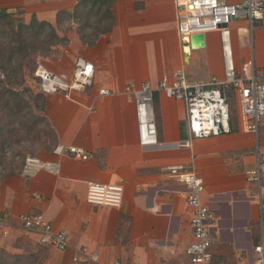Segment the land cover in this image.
<instances>
[{
	"label": "crops",
	"instance_id": "obj_1",
	"mask_svg": "<svg viewBox=\"0 0 264 264\" xmlns=\"http://www.w3.org/2000/svg\"><path fill=\"white\" fill-rule=\"evenodd\" d=\"M16 8L22 9L24 20L33 15L66 37L60 61L46 65L54 74L69 80L77 56L92 65L91 86L72 90L67 97L62 92L45 94L42 111L55 145L81 146L89 157L74 160L45 153L42 158L59 162V175L40 171L29 179L11 172L3 176L0 214L7 224L0 227V243L17 252L37 242V235L21 229L16 217L41 214L51 228L67 232V247H48L46 264H72L71 256L81 246L98 256L96 263L86 264H112L116 259L121 264H192L185 254L191 210L182 186L164 170L184 165L203 178L200 201L213 216L210 264H251L260 228L255 187L245 175L254 167L256 149L264 157V127L260 137L238 129L189 139L182 102L154 92L157 145L141 147L133 105L123 92L128 82L155 85L175 69L194 80L215 75L216 59L220 65L216 33H205L204 47L189 51L184 60L172 0H0V9ZM60 11L74 14L58 17ZM105 26L109 29L92 45L82 42L77 32H99ZM242 37L240 46L235 41L236 58L263 69L264 18L255 22L248 39ZM98 88L110 93L99 96ZM87 181L121 183L120 206L86 203Z\"/></svg>",
	"mask_w": 264,
	"mask_h": 264
},
{
	"label": "built area",
	"instance_id": "obj_2",
	"mask_svg": "<svg viewBox=\"0 0 264 264\" xmlns=\"http://www.w3.org/2000/svg\"><path fill=\"white\" fill-rule=\"evenodd\" d=\"M172 2L175 8V30L182 45L189 46V36L192 34L201 33L204 37L205 33H216L223 77L219 80L215 75H210L205 80H188L184 70L175 69L162 74L155 85L148 81H142L137 85L126 83L123 92L133 105L138 144L141 147L157 145L152 108L154 92L182 102L185 129L189 139L229 133L225 85H231L233 89L239 129L256 137L258 126H264V68L258 69L252 61L249 62V75L245 78L236 70L228 23L233 19H244L250 33L253 22L264 18V0H172ZM192 50L194 49L189 51ZM33 74L39 79L40 90L43 93L62 92L67 97L68 92L72 90H83L92 85L93 68L91 63L77 56L72 60L71 77L67 81L40 64L36 66ZM109 93L106 88L97 89L99 96ZM51 153L68 156L74 160H85L89 157V152L85 148L71 144L55 145ZM164 170L182 186L184 201L191 210L189 218L191 241L185 248V254L192 264H210V221L213 220V216L208 206L200 201L204 186L203 178L184 165H167ZM40 171L57 176L60 172L59 162L35 155H25L18 174L23 179H29ZM245 180L255 187L260 228V240L251 248V264H264V157L257 149L254 167L246 171ZM123 192L121 183L87 181L84 200L94 206L117 208L122 203ZM16 220L21 229L37 235L39 244L59 251L67 247L66 230L51 228L41 214L20 213ZM6 224L5 217L0 214V227H5ZM97 260V254L88 251L85 246H81L71 256L72 264L96 263ZM112 264L121 263L116 259Z\"/></svg>",
	"mask_w": 264,
	"mask_h": 264
},
{
	"label": "trees",
	"instance_id": "obj_3",
	"mask_svg": "<svg viewBox=\"0 0 264 264\" xmlns=\"http://www.w3.org/2000/svg\"><path fill=\"white\" fill-rule=\"evenodd\" d=\"M70 14L60 11L58 17L63 15L68 18ZM14 16H19L21 21L13 23ZM4 27L6 31L2 29ZM43 27L51 30L49 38L66 41V38L57 35L55 27L47 21L38 20L31 15L25 23L22 9L16 8L13 12L0 9V33H2L0 38L3 35L10 36L7 45L0 44V68L4 71L3 76H0V180L9 172L18 174L23 157L26 155L20 147L12 149L11 145H19L22 140L33 137L34 140L43 138L40 140V147L47 153H51L55 146L54 131L42 113L45 93L40 90L39 79L34 76L33 68L27 71L26 79L21 64L9 66L14 55L21 50L20 46L17 48L16 45L24 39L26 42L24 47H26L27 37L39 40ZM108 29L109 26H105L99 32L83 33L81 28H78L77 32L82 42L92 45L100 32ZM12 45L15 47H11ZM224 90L228 103L230 132H233L236 130V125L230 117V110H233L234 93L231 85H225ZM30 142V144L34 143V141ZM30 155L38 156L33 153ZM47 247L32 242L25 244L21 251L15 253H9L0 247V264H41L46 256Z\"/></svg>",
	"mask_w": 264,
	"mask_h": 264
},
{
	"label": "rangeland",
	"instance_id": "obj_4",
	"mask_svg": "<svg viewBox=\"0 0 264 264\" xmlns=\"http://www.w3.org/2000/svg\"><path fill=\"white\" fill-rule=\"evenodd\" d=\"M243 20L244 19H233V20H231L228 23V28L231 31L232 57H233V61L235 63L236 70L245 78L249 75V68H248L249 61H247V60L245 61L244 59H242V56L240 59H237L236 55H235V46H236L235 41H236V43L238 42V44L240 46L241 45V41H240L241 37L243 35H245L243 37H245V39L246 38L248 39V36H249L248 24L245 20L244 21ZM17 21H21V18L19 16H14L13 23H16ZM24 22L27 23L28 20H24ZM255 22H253V29H255ZM6 26L8 29V25H6ZM2 29H4V31L7 30L6 27H4ZM50 32H51V30L49 28L43 27L39 40H34V39L26 36L27 37V46L26 47H24L26 45V42L24 41V39H22V41L18 45H16L17 48L20 46L21 50L14 55V58L10 62L9 66L14 67V65H16V64H21L22 70L25 74L24 77L26 79L28 78L27 77V71H29L31 68H33V71H34V69L36 68V66L38 64L42 65L43 67H45L46 69L49 70V68L46 65H48L51 61L59 60L62 57V54L64 53L65 47L67 45V39H65L66 41H61L59 39L49 38ZM0 34H2V33H0ZM57 35L59 37H63V39L66 38L63 35V33H58ZM9 39H10L9 35H3V37L0 38V44H2V46L7 45ZM217 45H218V43H217ZM32 46L34 48H31ZM11 47H15V46L12 45ZM3 72L4 71L0 68V74L2 76H3V74H2ZM186 74H187L188 80H194V79H192V77H190L191 75H189V73H186ZM215 76L219 80H221L223 77L218 59H216V62H215ZM232 100H233V106H232L233 110L232 111L230 110V112H231L230 117L236 125V130H238L239 126L237 124V108H236V104H235V96L234 97L232 96ZM24 112H22V114ZM263 127L264 126H262V125L258 126V133H257L259 135L258 137L261 136V130L263 129ZM39 139L42 140L43 138H39ZM40 140H36V139L34 140L33 137L32 138L28 137V138L22 140L21 142H19V145L13 144V145H11L10 148L15 149L16 147H18V148L20 147V149L23 150V152H24L23 154L30 155V153H33V154H36L39 157H41L42 155H44L47 152L44 151L40 147ZM30 141H34V143L30 144L31 143ZM263 183H264V180H263ZM2 233H4V232H2ZM0 247L9 253H15L10 248L2 245L1 243H0ZM48 255H49V252H48V247H47L46 256L41 261V264H46V261L48 259Z\"/></svg>",
	"mask_w": 264,
	"mask_h": 264
},
{
	"label": "water",
	"instance_id": "obj_5",
	"mask_svg": "<svg viewBox=\"0 0 264 264\" xmlns=\"http://www.w3.org/2000/svg\"><path fill=\"white\" fill-rule=\"evenodd\" d=\"M204 47V37L201 33L198 34H192L189 36V46L183 45L182 46V54L184 57V60L188 57V52L190 49H199ZM186 49V50H185Z\"/></svg>",
	"mask_w": 264,
	"mask_h": 264
},
{
	"label": "bare ground",
	"instance_id": "obj_6",
	"mask_svg": "<svg viewBox=\"0 0 264 264\" xmlns=\"http://www.w3.org/2000/svg\"><path fill=\"white\" fill-rule=\"evenodd\" d=\"M186 50V49H185Z\"/></svg>",
	"mask_w": 264,
	"mask_h": 264
}]
</instances>
